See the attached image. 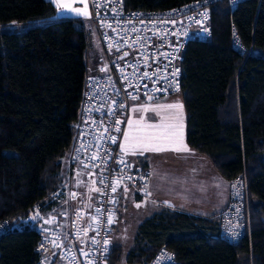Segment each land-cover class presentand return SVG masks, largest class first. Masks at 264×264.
Segmentation results:
<instances>
[{
    "label": "trees",
    "instance_id": "1",
    "mask_svg": "<svg viewBox=\"0 0 264 264\" xmlns=\"http://www.w3.org/2000/svg\"><path fill=\"white\" fill-rule=\"evenodd\" d=\"M189 1L124 3L156 11ZM209 9L210 37L189 40L182 55L185 142L224 180L246 177L250 228L229 242L220 234L217 214L166 208L138 225L127 263L148 264L165 248L175 264H264V0H239L235 6L217 0ZM28 21L43 23L0 32V224L26 216L63 189L62 159L95 51L86 18L58 16L50 0H0V24ZM39 240L36 228L1 233L0 264H37ZM122 253L110 241L108 264Z\"/></svg>",
    "mask_w": 264,
    "mask_h": 264
},
{
    "label": "built area",
    "instance_id": "2",
    "mask_svg": "<svg viewBox=\"0 0 264 264\" xmlns=\"http://www.w3.org/2000/svg\"><path fill=\"white\" fill-rule=\"evenodd\" d=\"M85 1V29L93 46L97 44V54L92 68L88 65L68 156L73 166L96 173L97 196L87 224L60 223L56 214L51 213L55 206L43 211L50 202L59 203L67 196L66 188L55 191L49 203L34 205L26 216L0 224V234L14 228L38 230L37 264H108L110 243L105 245L104 241H111L110 230L118 215L116 192L125 185L144 194L151 176L150 168L128 159L121 150L131 103L145 101L149 95L156 98L179 93L185 45L189 40L210 37L209 8L217 0H191L156 11L127 8L124 0ZM227 1L230 6L239 2ZM233 43L241 50L237 38H233ZM145 73L151 78L145 77ZM217 215L225 240L237 241L249 231V195L243 174L230 181L227 204ZM175 263L173 253L160 248L148 264Z\"/></svg>",
    "mask_w": 264,
    "mask_h": 264
},
{
    "label": "crops",
    "instance_id": "3",
    "mask_svg": "<svg viewBox=\"0 0 264 264\" xmlns=\"http://www.w3.org/2000/svg\"><path fill=\"white\" fill-rule=\"evenodd\" d=\"M50 1L56 6L53 0ZM62 2L76 8L74 0H62ZM57 15L77 16L76 13L66 8H57ZM125 133L124 131L121 140L124 149L121 148V150L128 158L140 161L150 168L151 176L147 191L141 195L135 188L120 186L116 192L118 215L115 224L121 214L120 208L126 206L128 202L141 205L139 209L142 217L138 220V225L144 219L166 208L208 216L218 214L225 207L228 201L230 182L224 180L204 156L187 146L185 132H182V128H179L178 132L173 129V139L165 144L161 143L162 147L169 150L155 152L153 157L148 158L137 152L135 155L132 154L133 147L127 143ZM178 146H186L190 151L171 150ZM90 172L87 173V170L82 167L73 166L68 155L62 159V188H70L72 192L69 196H63L60 202L55 205V211L51 212L56 214L60 223L63 221L71 226L87 224L91 207L97 196L95 190L97 175L94 171ZM126 226L127 222H124V228Z\"/></svg>",
    "mask_w": 264,
    "mask_h": 264
},
{
    "label": "rangeland",
    "instance_id": "4",
    "mask_svg": "<svg viewBox=\"0 0 264 264\" xmlns=\"http://www.w3.org/2000/svg\"><path fill=\"white\" fill-rule=\"evenodd\" d=\"M74 4L76 8L80 9L81 11H85V10L87 11V8L85 9L86 1L74 0ZM77 16L87 17L83 15H77ZM41 23L43 22L28 21L22 23L10 22L6 24H0V32H22L31 26ZM94 46H97V44L94 43ZM94 49H95V53L94 51L92 52V59L90 60V66L92 65V62L96 58V54H97V48L95 47ZM177 103L182 105V101L179 93H174L165 97H156L150 102H146L143 99H141L131 103L130 112L124 131L129 133L130 138L127 140V143L133 147V151L139 153L141 149L135 148L133 146L135 141L132 140L131 137L136 135H145V134H159L162 131V129L160 128H149L147 127L148 125H173L174 127L170 129L171 133L173 129L175 131L177 130L178 132L179 128H182L183 133L185 132L184 108H182L181 110L179 108L160 107V106L172 105ZM129 121H132V123L130 124ZM163 142L164 144L167 143V141H160V144ZM143 155H146L147 158L153 157L155 155V152L147 151L144 152ZM90 171L91 170H87V173H89ZM67 190L69 196L72 190L70 188H68ZM137 205L140 204H133V203L131 204L128 202L126 206L120 208L121 214L117 218L116 224L112 229V233L110 237L111 243L120 244L123 250L122 257L116 264H134V263H127L125 261V255L127 253V250L130 248L132 244L133 237L137 230L138 220L142 217L140 216L142 213L139 207H137ZM124 222H127V226L125 228H124Z\"/></svg>",
    "mask_w": 264,
    "mask_h": 264
},
{
    "label": "snow or ice",
    "instance_id": "5",
    "mask_svg": "<svg viewBox=\"0 0 264 264\" xmlns=\"http://www.w3.org/2000/svg\"><path fill=\"white\" fill-rule=\"evenodd\" d=\"M53 2L56 4L58 9H70L72 12L76 13L77 15H83V16H87L88 13L87 11H81L78 8H72L71 4H66L63 3L62 0H53ZM87 8V5H85V9ZM125 43H127V41H125ZM125 55H127V53H125ZM145 77L151 78L149 76L148 73L144 74ZM173 75H175V73H173ZM125 79H127V77H125ZM135 98V97H133ZM160 107H167V108H179L182 110L183 105L181 104H172V105H166V106H160ZM129 123L131 124L132 121H129ZM138 123V122H137ZM117 124H119V121L117 120ZM147 127L149 128H160L162 129V131L159 134H145V135H136L131 137L132 140L135 141L134 143V147L141 149V151L139 152L140 155H143L144 152L147 151H151V152H163L166 150H169L168 148L162 147L160 144V141H171L173 139V133H171L170 129L172 127H174L173 125H148ZM120 129L117 128V131H119ZM129 137V133H125V139L128 140ZM113 141H115V138H112ZM122 150L124 149V145H121ZM171 150L173 151H190L189 149H187L186 146H178V147H174ZM133 155L136 154V152H132ZM93 159H95V157H93ZM123 162V161H121ZM103 181H101L102 183ZM115 187L113 188V191H115ZM98 191V189H97ZM127 191V189H126ZM167 203V202H166ZM140 205H137V207H139ZM38 215V214H37ZM33 219H35V217H33ZM112 217L109 216V223H112ZM2 227V226H0ZM93 243H95V239L93 238ZM105 245L109 244L110 242L108 240L104 241ZM43 247V246H42Z\"/></svg>",
    "mask_w": 264,
    "mask_h": 264
},
{
    "label": "water",
    "instance_id": "6",
    "mask_svg": "<svg viewBox=\"0 0 264 264\" xmlns=\"http://www.w3.org/2000/svg\"><path fill=\"white\" fill-rule=\"evenodd\" d=\"M153 99H154V97L151 96V95H149V96H147V97L145 98V101H146V102H150V101H152Z\"/></svg>",
    "mask_w": 264,
    "mask_h": 264
},
{
    "label": "bare ground",
    "instance_id": "7",
    "mask_svg": "<svg viewBox=\"0 0 264 264\" xmlns=\"http://www.w3.org/2000/svg\"><path fill=\"white\" fill-rule=\"evenodd\" d=\"M124 132V131H123ZM122 136H123V134H122ZM121 140H122V138H121Z\"/></svg>",
    "mask_w": 264,
    "mask_h": 264
}]
</instances>
